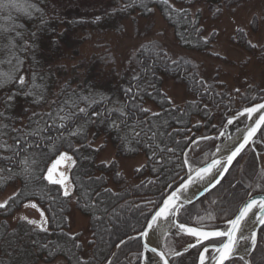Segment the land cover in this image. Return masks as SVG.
Wrapping results in <instances>:
<instances>
[{"label": "trees", "instance_id": "1", "mask_svg": "<svg viewBox=\"0 0 264 264\" xmlns=\"http://www.w3.org/2000/svg\"><path fill=\"white\" fill-rule=\"evenodd\" d=\"M243 1L169 0L173 8L187 9V15H184L171 11L160 0H143L151 12L138 0H112V10L97 21L86 19L77 12L68 13L66 18L56 14L50 8V0H18L21 4L35 5V8L29 9L31 15L16 9L0 11V72L10 71L17 58L22 61L14 80L0 87V110H3V100L7 96H15L13 107L6 113L15 119H6L5 123L20 127L21 122L28 124L25 117L32 111H52L58 113L56 122L59 124V116L78 112L79 108L90 103L89 114L97 111L108 116V109L120 108L126 113L121 117L119 111H113L107 122L87 125L86 140L72 137L74 148L90 146L82 147L73 155L77 163L71 169L75 193L71 200L63 198L56 186L43 181L46 195L32 197L39 211L26 208L27 199L24 197L20 198L23 202L13 204L8 213L0 211V253L5 254L10 243L14 252L12 255L5 254V258L0 256V264H77V258L90 261V264H107L108 258L114 264L139 263L141 248L137 238L127 240L115 252L114 248L121 239L143 229L145 217L153 208L152 204L144 207L145 202L153 200L159 205L161 197L168 192L167 184L173 182L172 177L180 182L183 179L186 168L181 169L177 165L183 161L182 150L187 143L183 138L185 133L190 138L212 136L222 126L225 115L234 112L238 106L252 105L244 103L241 97H256L254 102L264 98V87L257 89L254 83L250 86L248 83L243 90L236 88L234 84H228L222 78L220 80V69L209 68L206 61L213 64L226 62L217 49L219 33L213 27L207 29L206 24L215 25L217 20L239 7ZM9 15L11 20L6 19ZM149 19L159 21L169 30L171 42L160 43L151 37L140 42L132 51L134 63L131 67L125 63V68L107 69L109 66L103 63L105 45L96 40L97 33L101 35L105 29H115L116 26L112 25L115 20L125 25H138L140 21ZM261 19L262 16L253 15L245 26H234L227 35L228 43L241 47L246 53L251 52L253 43L250 37L257 31ZM14 25L20 27L14 28ZM196 28H200V32ZM79 30H87L88 33L74 36ZM17 32L20 36L16 35ZM161 49L167 54V59L159 52ZM196 59L202 62V66L196 67ZM104 75L107 76L105 81L102 78ZM19 76L25 77L23 88L19 84ZM30 89L43 92L45 100L39 107L32 103V97L24 95ZM80 97H88V100H80ZM169 99L173 103L170 104ZM93 100L95 103H92ZM226 106H229L227 111ZM143 108L149 111H141ZM153 111L161 113L158 120L152 118ZM112 120L121 125L119 132L109 126ZM122 120L125 123H121ZM67 123L69 131H75L83 121ZM150 124H156L159 132H171L173 135L158 137L149 146V141L141 133L137 142L134 133L141 132V129L146 131ZM212 125H216V129ZM48 134L57 135L55 130ZM13 135L9 131L2 139L12 145ZM125 135L128 137L127 144L122 139ZM148 135L151 133L148 132ZM156 143L162 148L176 147V154L170 162V154L165 153V162L156 163L161 158ZM206 143L211 141L204 142V145ZM47 147L46 144L40 145V151L47 152ZM154 150L157 151L156 160L151 159ZM11 154L7 149H0V156ZM58 154L47 153L42 163L49 164ZM250 158L256 162L253 152ZM239 161L240 158L234 162L216 189L188 207L189 216L185 217L188 225L192 224L197 214H204L203 210L209 207L212 200L232 207L239 197L249 191L251 195L255 189L262 192L259 188L250 190L251 174L238 175ZM137 168L141 170L138 172ZM0 169H3L0 175L4 176L8 175L9 169L19 171L18 167L4 160H0ZM40 171L37 168V172ZM149 180L155 183L149 184ZM24 187L25 181L19 176L12 182H0V202L13 192L23 191ZM32 188V185L28 186L29 191ZM93 203L96 204L95 209L90 206ZM26 210L35 211L39 219L40 212H44L49 220V230L34 231L33 226L19 220L18 217ZM74 242L80 247L76 248ZM196 256V253H188L171 264H195ZM249 261L250 264H264V225Z\"/></svg>", "mask_w": 264, "mask_h": 264}, {"label": "snow or ice", "instance_id": "2", "mask_svg": "<svg viewBox=\"0 0 264 264\" xmlns=\"http://www.w3.org/2000/svg\"><path fill=\"white\" fill-rule=\"evenodd\" d=\"M138 2L151 12V9L144 4L143 0H138ZM161 3L167 5L169 9L173 12L183 13L187 15V9H175L169 4V0H160ZM30 8H35V5L21 4L18 0H0V11L16 9L17 11L25 12L31 15L29 11ZM39 11V9H36ZM219 11V10H217ZM6 19L11 20L9 15ZM15 27H20L19 25H14ZM200 32V28L195 29ZM237 31H243V29H238ZM20 36V33H16ZM205 43H207V38H204ZM9 46L12 47L11 42ZM144 47V46H142ZM252 47H257L253 44ZM163 54L164 58L167 59V54L163 53V50H159ZM173 64L176 61H172ZM22 61L19 58L16 59L15 65L8 72H0V87L11 83L14 80L15 73L17 72ZM19 84L21 88L25 86L24 76H19ZM131 92V89L127 90ZM239 93V89L236 90ZM25 96L32 97V103L39 107L41 103L45 100L43 92H35L30 89L24 92ZM15 99L14 95L7 96L3 100L4 108L0 110V149H7L12 154L10 156H0V160L8 161L18 167L19 171L8 170V175H0V182L3 181H14L16 177H23L25 181V187L23 191L13 192L12 195L0 202V211L8 213L9 208L16 204L21 197L27 199L25 207H31L38 209L37 203L33 201L32 197L40 195L41 197L46 195L45 187L42 186L43 181H47L49 185H57L61 189V196L63 198L71 200L73 195L74 182L69 179L67 171L61 170L57 171L58 166L61 162H66L67 168H73L77 161L73 159V155L80 151L82 147H89L90 145H81L80 147H73L72 137H79L82 140H86L88 132L86 131V126L91 125L95 122H107L108 116L113 111H119L121 117L126 116L123 108L120 109H108L106 116L105 113L92 111L89 114V108H91V103L87 107L79 108L78 112H73L65 114L64 116H59L61 123L57 124L58 113L48 112H37L32 111L31 115L25 117L28 121L27 125L21 122L20 127H16L13 124L5 123V120H14L15 117L6 115L9 109L13 107V101ZM80 100L87 101L88 97H80ZM244 103H252V107H244L242 110L237 111L235 115H228L226 123L218 129L217 135H201L195 138H190L186 132L184 135V140L187 142L183 151V161L182 164L177 165L181 169L186 168V179L182 182L176 180V177H172V183L167 184L168 192L165 196H162V205H157L155 201L148 200L145 202L144 207L149 204L153 205L150 209L148 216L145 217L146 227L138 232L139 237L146 238L143 245L145 251H150L153 253V257L148 258L145 256V252L139 254L143 257L147 264H170V262H176L177 258H181L184 253H187L189 249L197 247L200 245L203 250L199 253L198 264H232L234 258H238L243 264H250L247 259L252 253V251L257 247V225H264V195H257L255 198L251 193H246L245 196L239 197L235 202L234 206H226L223 202L218 200L210 201V205L207 209H204L203 215L197 214L194 218L197 227L188 226V221L185 220L186 216H189L188 206L193 205L194 202L199 201L201 197L205 194L210 193L212 190L216 189L218 185L221 184L222 180L225 178L226 173L229 172L230 167L233 165V161L236 160L238 156L246 150L251 148L258 142L264 141V102L255 103L256 97L249 99L244 96L241 97ZM92 103H95L93 100ZM169 103H173L169 99ZM231 103V100H230ZM229 106H226V111ZM208 106L205 105V109ZM141 111L147 113L149 109L143 108ZM259 113V119H256L253 114ZM207 114V113H206ZM151 116L154 120H158L161 116L160 112L153 111ZM247 116L249 120H253L254 123L248 124L244 123L243 117ZM95 118V119H93ZM81 120L82 124L75 130L69 131V125L67 122ZM235 123H244V127L236 128V133L231 134L227 131L229 126ZM125 123V121H121ZM179 123V121H178ZM200 122H197L199 124ZM167 125V121L164 122ZM111 128L116 129L118 132L121 125L112 120L109 125ZM213 129H216V125H212ZM29 128L31 130H29ZM158 126L156 124H150L148 129L145 131L141 129V132L134 133V137L137 142L141 138V133L149 141V146L156 142L158 137L168 136L171 137L173 134L171 132H159L157 130ZM53 130L57 135H50ZM14 133L12 139L14 143L8 145L7 141L2 139L9 134ZM183 131V129L181 130ZM190 131V130H188ZM148 132L151 135H148ZM261 133L259 140L257 139V133ZM125 144L128 143V137L125 135L122 137ZM220 140L221 143L215 144L214 151L204 152L202 145L204 142ZM163 141H161L162 143ZM46 144L47 152L40 151V145ZM179 144V141H176ZM211 147V145H205ZM156 149L159 150L161 158L156 160L157 151L152 152L151 159L156 160V163H164L165 153L170 154L168 161L176 154V147H160L159 143L155 144ZM61 149H64L61 151ZM199 149V152L197 151ZM59 153L51 164H43V158L47 153ZM72 152V155L69 153ZM203 153L201 156L200 154ZM51 157L49 156V159ZM37 168L41 171L38 173ZM46 168V170H44ZM137 168L136 171H140ZM156 171V168H153ZM3 169H0V173ZM101 179V178H97ZM251 182L249 188H259L264 192V168H261L259 173H254L253 177L250 178ZM149 184L155 183L153 180L148 181ZM178 184V186H177ZM32 185L33 188L29 191L28 186ZM105 191H111V189H105ZM99 193H97V196ZM79 202V201H77ZM93 209L96 208V204L90 205ZM139 208L140 205H137ZM257 209V211H253ZM143 214V213H142ZM255 217V219H253ZM99 219V217H97ZM19 220L26 221L27 224L33 226V230H39L42 232H47L49 230V220L45 216L44 212H40V219H30L27 216H19ZM223 220L226 224V228L221 230L218 226L213 227V222ZM184 221V222H181ZM158 222H160L158 224ZM163 225L161 227L160 225ZM173 230H175L173 232ZM250 234H246L249 233ZM151 234V235H150ZM175 235L177 237L183 238L184 236L195 238L194 242L187 244L182 251H177L167 247L165 243L164 247L167 248V252L159 250L160 246L150 247L152 243V238L160 239L161 237H168L169 235ZM137 237L130 236L129 240L136 239ZM209 241V246H204L203 242ZM126 243L125 240L121 239L119 243L116 244L117 248H120ZM250 245V246H249ZM40 247L47 248L48 245H39ZM76 248L80 247L79 243L74 242ZM209 247L211 248V253L209 254ZM209 254V255H206ZM115 256V253H113ZM159 258L158 260L156 258ZM77 264H90V261H86L83 258H77ZM107 264H114L111 258H108Z\"/></svg>", "mask_w": 264, "mask_h": 264}, {"label": "rangeland", "instance_id": "3", "mask_svg": "<svg viewBox=\"0 0 264 264\" xmlns=\"http://www.w3.org/2000/svg\"><path fill=\"white\" fill-rule=\"evenodd\" d=\"M111 1L112 0H50V8L52 11L56 12V14H60L65 18L68 17V13L77 12L86 19L97 21L103 19L106 16V14L110 12V10H112L113 6L110 4ZM253 15L257 17L262 16L261 22L259 23V25H257L258 27L257 31L250 37V42L257 45V47H253L251 52L246 53L243 51L241 47L230 45L228 43L227 35L234 26H245L247 24V20ZM136 24L131 25L130 23H128L125 25V23L124 24L121 22L119 23V21L115 20L112 23V25L116 26L115 29L113 28L105 29L104 31L101 32L102 33L101 35H98L99 33H97L96 40L99 43L105 45L104 48L105 58L103 60L104 61L103 63H106V65L109 66L107 67V69L125 68L124 66L126 65L125 63H127V65H130L131 67V65L134 63V59L131 58V54L133 55L132 51L135 50V47L137 48L140 42L148 41L150 40L151 37H153L156 41L160 43L171 42L170 39L171 35L169 30L165 28L159 21L155 19H149L145 21H140V24L138 25ZM206 26L207 29L213 27L212 29L216 30L219 33L220 37H218L217 39V44H218L217 49L219 50L220 54H222L225 57L226 62L223 63L220 61V62H216V64H213L211 61L206 60L205 57H202L201 59H204L208 62L209 68L211 67L212 69L214 68L220 69L221 76L219 77V79L221 80L222 78L224 79L223 80L224 82L228 84H234L235 86H237L236 88H242V90L247 86L248 83L249 86L250 84L254 83L257 89L263 88L264 87V0H245L242 2V4L239 7L229 11L228 15H224L219 20H217L215 22V25L212 23L209 24L207 23ZM79 33H80L79 36H82V34L88 33V31L79 30V32H76L74 36ZM84 49H88V48L84 47ZM196 60H197L196 67L198 68L199 66H202L201 65L202 62L198 59ZM107 75L110 77L108 73ZM111 76H113V74H111ZM102 78L105 81V78H107V76L104 75V77ZM247 106L249 105L238 106V108L234 112L229 114L234 115L236 111ZM229 114L224 116L223 123H226ZM242 119L245 123V118L243 117ZM244 123L237 124L234 122L233 125L229 126L227 131L231 134H235L236 128L237 127L243 128ZM217 134L218 132L214 133L213 135H217ZM218 143H221V141L217 140L215 141V143L213 142L208 144L206 143L207 145H211V147L205 148L204 145L203 146L204 152L214 151L215 144ZM263 147H264V141L255 144V149L257 151H261ZM250 153L251 152L247 150L244 153V155L241 157L238 164L239 167L238 173H242V175L245 176L251 174V177H253L254 173H259L260 169L264 168V154L255 153L256 155H260L259 156L260 166L259 165L257 166L256 163H254V161H251ZM200 155L202 156L203 153H201ZM185 177H186V173L183 179ZM59 191L61 192L60 189ZM254 191H255L254 193H258L257 192L258 190L255 189ZM198 210H200V208H198ZM21 216H27L30 219L39 220V216L35 211L26 210L22 213ZM73 221L74 220H72V222ZM217 222L218 221L213 222V226ZM189 225L197 226L194 219L192 221V224ZM174 231L175 230H173V232ZM190 240L191 239L189 237L184 236L183 238H181L173 234V235H169L168 237H161L157 241L162 247L163 251L167 252V248L164 247L165 243H167L168 248L181 251L183 247L190 242ZM8 246H10V248L9 249L7 248L8 251L4 253L5 254L11 253V255L14 254L12 244L10 243V245ZM5 254L0 253V256L5 258ZM242 263L243 262L239 261L238 259L233 264H242Z\"/></svg>", "mask_w": 264, "mask_h": 264}, {"label": "water", "instance_id": "4", "mask_svg": "<svg viewBox=\"0 0 264 264\" xmlns=\"http://www.w3.org/2000/svg\"><path fill=\"white\" fill-rule=\"evenodd\" d=\"M261 102H264V98L260 101V102H258V103H261ZM253 105H250V106H247V107H252ZM240 110H242V109H240ZM239 110V111H240ZM236 114V113H235ZM234 114V115H235ZM259 113H254L253 114V116L256 118V119H259ZM245 118V123H248V124H251V123H254V121L253 120H249L248 118H247V116H245L244 117ZM259 136H260V133L258 132L257 133V139L259 140ZM252 147H254L255 148V145H253ZM251 149V148H250ZM254 153H258V154H262V153H264V147H263V149L261 150V151H257L256 149H255V151H254ZM239 157V156H238ZM237 157V158H238ZM236 158V159H237ZM54 160V159H53ZM236 160H234L233 161V163L235 162ZM52 162V161H51ZM51 162H50V164H51ZM66 165V162H61V164L58 166V169H57V171H60L59 169H62L64 166ZM227 174V173H226ZM68 176H69V174H68ZM184 179H186V177L184 178ZM47 182V181H46ZM178 186V185H177ZM208 194V193H207ZM207 194H205V195H207ZM257 195H264V193H258V194H254V195H252L254 198L257 196ZM201 198H203V197H201ZM200 198V199H201ZM197 202V201H196ZM196 202H194V203H196ZM162 203H163V201H161L160 202V204L159 205H162ZM190 206V205H189ZM253 211H257V209H253ZM148 218H150V216L148 217ZM253 219H255V217H253ZM188 226H190V227H197V226H193V225H188ZM262 225H257L256 226V231H257V234H258V230L260 229V227H261ZM144 227H146V224H145V226ZM227 226H226V224L224 223V225L222 226V227H219L221 230H223V229H225ZM143 230V229H142ZM151 235V234H150ZM134 237H137V239L139 240V242H140V245H141V249H140V253L141 252H145V256L146 257H148V258H151V257H153V253H151L150 251H145V249H144V247H143V245H144V243H145V240H146V238H143V237H139L138 236V234H136V235H134ZM187 237V236H186ZM190 238V237H189ZM191 239H193V242H194V239L195 238H191ZM123 240H125V241H127L128 240V238H125V239H123ZM206 242H209V241H204L203 243H206ZM157 246V244H150V247H156ZM160 246V245H159ZM185 247H187V246H185ZM117 248V247H116ZM159 250H163L162 249V247L160 246V248H159ZM203 250V249H202ZM201 250V251H202ZM209 250H211V248L209 247ZM157 260L159 259L158 257L156 258ZM198 260H199V256H198V259H197V264H198ZM138 264H147V262H146V260L143 258V257H140L139 256V263Z\"/></svg>", "mask_w": 264, "mask_h": 264}, {"label": "flooded vegetation", "instance_id": "5", "mask_svg": "<svg viewBox=\"0 0 264 264\" xmlns=\"http://www.w3.org/2000/svg\"><path fill=\"white\" fill-rule=\"evenodd\" d=\"M260 102V101H259ZM256 103H258V102H256ZM253 105V104H252ZM247 150H249L250 152H253V154H254V156H255V160H256V165L258 166H260V160H259V156L260 155H256L255 153H254V151H252L250 148L249 149H246L242 154H241V156H239L238 158H240L241 159V157L244 155V153L247 151ZM262 154H264V153H262ZM56 158V157H55ZM55 158H53V159H55ZM237 158V159H238ZM52 159V160H53ZM236 159V160H237ZM51 160V161H52ZM50 161V162H51ZM234 164V163H233ZM231 168V167H230ZM72 169V168H71ZM71 169H68L67 168V165H65L62 169H59L60 171L61 170H64V171H67V174H69V179L71 180ZM44 170H46V168L44 169ZM238 175L239 176H241L242 175V173H238ZM224 180V179H223ZM222 180V181H223ZM52 186H56L57 188H59V186H57V185H52ZM60 189V188H59ZM61 190V189H60ZM250 190L252 191V188H250ZM249 193H250V191H249ZM258 193H264V192H258ZM258 193H254V194H258ZM254 194H252V195H254ZM206 196V195H205ZM205 196L203 197V198H205ZM203 198H201V199H203ZM200 199V200H201ZM224 225V222L223 221H219V222H217V223H215V225L213 226V227H222ZM263 226V225H262ZM262 226L260 227V229L262 228ZM260 229L258 230V234H259V231H260ZM248 234H250V231H249V233ZM258 234H257V238H258ZM191 239V238H190ZM190 242H193V239H191L190 240ZM189 242V243H190ZM119 243V242H118ZM188 244V243H187ZM187 244L185 245V246H187ZM203 245L204 246H209V242H206V243H203ZM184 246V247H185ZM250 246V245H249ZM183 247V248H184ZM118 248H116V246H115V248H114V252L117 250ZM203 248L200 246V245H197V247H195V248H191V249H189L188 250V252L187 253H184V255H186V254H188V253H196V261H195V264H197V259H198V256H199V253H200V251L202 250ZM183 250V249H182ZM181 250V251H182ZM253 252V251H252ZM211 253V250H209V254ZM209 254H206V255H209ZM247 259L249 260V257H247ZM238 260V258H234L233 259V261H232V264L235 262V261H237ZM210 263V262H209ZM170 264H171V262H170ZM226 264H227V262H226ZM243 264V263H242Z\"/></svg>", "mask_w": 264, "mask_h": 264}, {"label": "bare ground", "instance_id": "6", "mask_svg": "<svg viewBox=\"0 0 264 264\" xmlns=\"http://www.w3.org/2000/svg\"><path fill=\"white\" fill-rule=\"evenodd\" d=\"M160 222H158V224H159ZM161 227H163V225H160ZM250 231V230H249ZM246 234H248V233H246ZM152 244H157V245H160L159 243H158V241L155 239V238H152Z\"/></svg>", "mask_w": 264, "mask_h": 264}]
</instances>
